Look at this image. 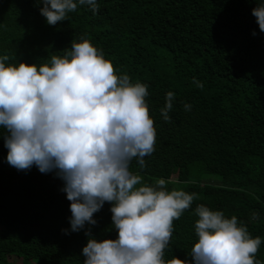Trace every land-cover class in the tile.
Listing matches in <instances>:
<instances>
[{
  "label": "trees",
  "instance_id": "1",
  "mask_svg": "<svg viewBox=\"0 0 264 264\" xmlns=\"http://www.w3.org/2000/svg\"><path fill=\"white\" fill-rule=\"evenodd\" d=\"M96 2V14L78 4L53 26L39 0H0V56L10 57L6 63L39 65L84 38L118 75L146 84L155 150L142 169L133 159L130 171L145 184L164 179L167 190L197 196L173 221L165 260L191 261L194 209L203 204L236 216L260 237L255 259L264 264V32L252 15L264 0ZM169 91L175 96L165 121L160 109ZM6 135L0 127V264H83L86 231L98 242L116 239L109 202L93 214L95 225L71 231L64 181L55 170L10 166ZM253 212L258 219H251Z\"/></svg>",
  "mask_w": 264,
  "mask_h": 264
},
{
  "label": "clouds",
  "instance_id": "2",
  "mask_svg": "<svg viewBox=\"0 0 264 264\" xmlns=\"http://www.w3.org/2000/svg\"><path fill=\"white\" fill-rule=\"evenodd\" d=\"M49 25L67 20L79 5L99 10L96 0H39ZM264 32V3L252 9ZM255 35V33H253ZM0 56V127L6 130L7 163L41 173L56 171L71 202V231L95 225L93 214L111 204L116 239L98 242L89 237L82 248L83 264H260L255 259L261 238H253L236 216L227 218L199 204L194 229L197 236L188 259L165 260V249L179 220L197 198L195 193L166 189V181L143 183L130 171L136 159L155 150L156 129L145 98L148 86L118 75L102 51L87 39L71 42L63 56L43 64L6 63ZM196 87L203 83L193 79ZM175 94L166 93L160 109L165 121ZM185 111L191 105H184ZM253 212L252 220L258 219ZM67 231V230H65Z\"/></svg>",
  "mask_w": 264,
  "mask_h": 264
},
{
  "label": "rangeland",
  "instance_id": "3",
  "mask_svg": "<svg viewBox=\"0 0 264 264\" xmlns=\"http://www.w3.org/2000/svg\"><path fill=\"white\" fill-rule=\"evenodd\" d=\"M26 262V264H29V262L28 261H25Z\"/></svg>",
  "mask_w": 264,
  "mask_h": 264
}]
</instances>
